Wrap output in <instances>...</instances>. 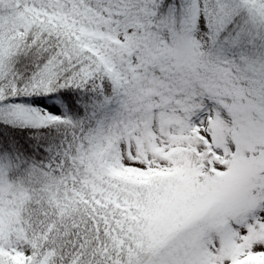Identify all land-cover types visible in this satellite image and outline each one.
Wrapping results in <instances>:
<instances>
[{
  "label": "snow or ice",
  "instance_id": "1",
  "mask_svg": "<svg viewBox=\"0 0 264 264\" xmlns=\"http://www.w3.org/2000/svg\"><path fill=\"white\" fill-rule=\"evenodd\" d=\"M0 264H264V0H0Z\"/></svg>",
  "mask_w": 264,
  "mask_h": 264
}]
</instances>
